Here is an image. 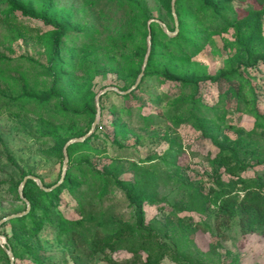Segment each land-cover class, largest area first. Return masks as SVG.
<instances>
[{
	"label": "rangeland",
	"instance_id": "1",
	"mask_svg": "<svg viewBox=\"0 0 264 264\" xmlns=\"http://www.w3.org/2000/svg\"><path fill=\"white\" fill-rule=\"evenodd\" d=\"M14 1L22 11L0 0V264H11L9 251L13 264H149V258L155 264H264V226L244 233L235 212L227 226L216 227L219 197L241 200L246 185L264 176L260 149L247 170L213 162L224 145L256 139L254 118L237 109L229 84L202 82L193 90L161 76L213 77L239 66L251 84L245 96L264 114V62L253 64L264 53V0H214L228 20L220 32L209 30L194 0L181 1L186 30L180 41L189 37L196 44L190 51L175 50L181 42L172 39L178 33L172 0ZM67 23L68 35L77 36L62 38L57 59L71 65L62 67L71 96L51 99L49 44L57 26ZM76 23L86 30L78 32ZM150 25L160 54L147 68ZM142 72L128 99L106 94L108 88L130 90ZM84 136L68 153V141ZM136 164L162 175L155 204L142 207L152 236L139 242L142 247L126 238L123 248L89 253L83 237H92L103 212L134 220L120 189L111 185L102 196L101 188L102 178L113 173L134 183ZM26 176L33 179L22 187ZM205 198L208 211L192 209ZM74 226L78 234L70 232Z\"/></svg>",
	"mask_w": 264,
	"mask_h": 264
},
{
	"label": "trees",
	"instance_id": "2",
	"mask_svg": "<svg viewBox=\"0 0 264 264\" xmlns=\"http://www.w3.org/2000/svg\"><path fill=\"white\" fill-rule=\"evenodd\" d=\"M5 1L13 10L22 11L21 7L18 6L14 0ZM181 1L184 0L175 1V10L179 21V30L177 35L172 39L175 38V40L181 42L180 45L176 46L175 50H182V48H184L185 51H190L192 50V48H195L196 44L192 43V41L190 42L189 37H187L186 41H180L182 39V36L184 35V31L186 30V19L182 18V16H180L178 12V8ZM185 1L192 3L193 0ZM162 2L169 5L168 1L162 0ZM193 2L195 4H199V7L202 11L204 10V13L206 14L205 21L208 24L209 30H211V32H220L227 27L228 20L225 19L222 15L224 14L223 11L225 12V7H223V5H219L218 2L215 3L214 0H194ZM44 9L45 10L43 15L46 20V15L50 10L49 2L45 4ZM191 19L195 20L196 18L191 17ZM207 19L210 20L208 21ZM129 23L130 22L125 21L123 22V25H128ZM203 25L204 24L202 23V26ZM74 26L78 29V32H83L86 30V28L81 26L80 24L76 23ZM153 27L154 25H150L148 27V34L150 35L151 43L149 47V56L147 58V68L149 67L150 62L152 61V58L160 54V52L157 53V50L155 51V49L157 48L155 47L154 43ZM69 30L70 25L68 23L60 25L59 29L57 26V31L52 34V38L49 44L48 58L50 66L48 67V72L52 78L50 89L51 99L60 96H63V98L71 96L67 86L68 81L63 78L64 76L62 73V70L64 68H70L71 65L62 64L60 63V60L57 59L59 57L62 38H64V40L66 41H71L77 36L76 34L68 35ZM197 37H199V35H197ZM119 40H123V35L119 37ZM203 41L204 39H202V42ZM170 42L172 43L173 41ZM116 43L118 42L116 41ZM244 45L249 46V44ZM248 50L251 51L250 49ZM257 62H264V53L258 55L254 59L253 64ZM161 76H163L169 81H179V83H181L185 88H190L193 90H198L199 84L202 82H210L212 84L218 85L220 83L229 84V92H231L233 97H235L236 99L237 109L241 110V107L244 108L245 111H247L248 114L251 115L255 120L256 130H252L251 132L252 134L256 135V139H253L249 136V138L243 139V141L242 138H239L236 142H230L228 145H224L220 148L221 150L217 157L213 160V162L216 164L217 168H221L222 166H233L235 169L238 170H247L252 165H254V163L249 162L251 159L254 158L256 150L260 149L261 151H264V114L260 112V110L256 107L254 103L250 104L247 97L245 96L244 92L246 90V86L251 87V84L247 80L243 79L239 66L222 70L216 76L213 77H196L195 75L193 77H185L184 79H178L174 76L168 75L167 73H162ZM236 80L241 81L240 87H236L233 85ZM124 89V87H121L118 90ZM108 93H114V91L106 92V94ZM129 94L130 93L125 94L124 96H122V98L128 99L130 97ZM35 98L37 99L38 97ZM72 98H77V96L72 95ZM193 100H196L195 97H193ZM81 101L87 104L86 98ZM196 109L199 110L198 107ZM95 112L96 110L92 108V114H95ZM85 131L78 134V136H81L83 133H85ZM239 134H241V132H239ZM87 141L88 140L84 141L83 144H86ZM170 144L171 147L175 146V141H171ZM77 147L79 146L69 145L67 148L68 153H71ZM160 161L162 163L167 164V160L165 158H162ZM261 162L258 164H261ZM131 171L135 178L134 183L122 181L117 178L114 173L107 174L106 176H104V178H102V181L104 180L106 187L104 189L101 188V193L102 196L104 194H107L108 188L111 185H114L116 188L120 189L125 195L127 201L129 202V205L134 208V220L131 222H121L115 219L114 215L110 213V211L103 212L104 214L102 215L101 221L96 223L95 225L96 228L94 229L92 237H83L82 246H88V252L91 254L102 251V248L104 246H109L110 248L114 249L123 248L124 240L126 238H129L132 244H138L140 247H142L139 242L143 241L146 237L152 236L153 234L152 227H148L144 224V213L142 207L143 204H155L156 189L158 187L159 180L162 178V175L156 168H143L141 167V165L137 164L133 165ZM27 183L29 184L31 183V181H28ZM65 185L66 179L64 180L63 186ZM36 190L39 191L38 188H36ZM243 190L244 196L241 200H239V196L236 195L228 196L224 199H221L222 197H219L221 201L217 205L218 208L216 215V227L218 230H220L224 226H227L229 220L232 218L235 212H237L240 216L239 225L244 233L256 230L257 228H261V226H264V176L258 177L254 180L253 183L246 185ZM195 193L196 191L194 190L192 194ZM24 196L30 200V198L25 192ZM194 206L195 208H192L193 210L198 211L200 213H204L209 210L210 201L205 198L200 202L196 201ZM191 229L192 226L189 225V230ZM78 230L79 227L74 226L70 229V232L78 234ZM148 262L149 264H155L157 260L155 258H149Z\"/></svg>",
	"mask_w": 264,
	"mask_h": 264
},
{
	"label": "water",
	"instance_id": "3",
	"mask_svg": "<svg viewBox=\"0 0 264 264\" xmlns=\"http://www.w3.org/2000/svg\"><path fill=\"white\" fill-rule=\"evenodd\" d=\"M175 1H176V0H172L171 11H172V16H173L174 21H175V29H176L175 32H177V31H178V22H177V17H176V12H175ZM171 35H174V33H172ZM148 45H149V47H150V35L148 36ZM149 51H150V49H148V52H147V55H146V59H145V61H144V66H145L146 63H147V58H148V56H149ZM143 69H144V67H143ZM143 69H142V70H143ZM142 75H143V72L139 75V77H138V79H137L135 85H134L130 90H128V91L121 92V91L118 90L117 88H108V89H106L105 91H106V92H107V91H114V92H116V93H118V94H124V95H125V94L129 93L132 89L136 88V87L139 85V82H140V80H141ZM98 100H99V96L97 97V104H98ZM98 119H99V110L97 109L96 119H95V121H94V123H93V125H92V129H94L96 123L98 122ZM86 136H87V135H86ZM86 136L82 137L81 139H73V140L68 141V143L66 144V147H67L68 145H70L73 141H79V142H80V141H83V140L86 138ZM64 153H65V158H66V150H64ZM64 169H65V167L63 168V170H64ZM29 179H33V178H32L31 176H26L21 186L23 187L24 184H25V182H26L27 180H29ZM36 180H37V179H36ZM62 180H63V176L61 177V181H62ZM37 181H38V180H37ZM38 185H39V187H40L41 189L47 190V189L44 188V186L42 185V183H41L40 181H38ZM23 214H24V213H23ZM11 218H13V217L11 216V217H8V218H6V219H11ZM4 220H5V219H4ZM9 258H10V260H11V264H13V263H12V262H13V257H12V254H11L10 251H9Z\"/></svg>",
	"mask_w": 264,
	"mask_h": 264
}]
</instances>
